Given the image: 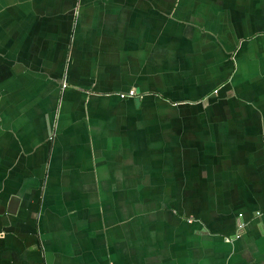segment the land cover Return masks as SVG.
I'll use <instances>...</instances> for the list:
<instances>
[{"label":"crops","instance_id":"0c3cea01","mask_svg":"<svg viewBox=\"0 0 264 264\" xmlns=\"http://www.w3.org/2000/svg\"><path fill=\"white\" fill-rule=\"evenodd\" d=\"M0 264H264V0H0Z\"/></svg>","mask_w":264,"mask_h":264},{"label":"flooded vegetation","instance_id":"af4514ba","mask_svg":"<svg viewBox=\"0 0 264 264\" xmlns=\"http://www.w3.org/2000/svg\"><path fill=\"white\" fill-rule=\"evenodd\" d=\"M241 225H244L246 226V223L242 222L240 219H239V223H238V230H242L244 226L241 227Z\"/></svg>","mask_w":264,"mask_h":264},{"label":"built area","instance_id":"2783aa9c","mask_svg":"<svg viewBox=\"0 0 264 264\" xmlns=\"http://www.w3.org/2000/svg\"><path fill=\"white\" fill-rule=\"evenodd\" d=\"M244 226V225H241V227Z\"/></svg>","mask_w":264,"mask_h":264}]
</instances>
